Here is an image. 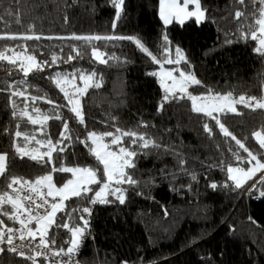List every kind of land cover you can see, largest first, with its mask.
<instances>
[{
	"label": "trees",
	"instance_id": "16d2710c",
	"mask_svg": "<svg viewBox=\"0 0 264 264\" xmlns=\"http://www.w3.org/2000/svg\"><path fill=\"white\" fill-rule=\"evenodd\" d=\"M12 5L13 0H0V16L3 17L0 35L132 36L159 56L162 35L166 34L173 48L179 46L190 61V68L183 63L180 67L194 72L202 81V85L189 88L192 94L206 95L211 90L213 94L248 93L256 97L264 91V57L254 53L256 42L239 40L235 35L237 23L232 14L241 8L235 0H202V6L208 9L206 21L199 25L193 20L183 25L173 21L166 27L159 18V0H125L124 12L116 21L115 29L111 0H21L20 24L15 22L14 16L7 15ZM248 10L251 11V5ZM226 39L234 42L225 43ZM92 43L102 51L114 53L119 60H112L108 65L91 62V45L83 41L0 40V51L22 52L27 47V54L36 55L40 61L50 62L53 54L66 58L73 45L80 49L83 59L46 67L43 72L36 73L35 78L31 74L27 78L31 95L47 96L59 105H65L66 101L50 80L56 71L70 72L74 67L91 71L94 68L102 74V88L89 89L82 98L87 128L79 125L66 107L56 110L67 119L73 136L71 141H65L66 151L61 154L63 159H56V166H96L95 159L76 137L83 139L89 130L115 131V127L107 126L114 123L123 130L146 132L166 147L175 146L181 158L187 161L185 167L189 174L180 173L178 157L163 150L151 149L148 154H141L134 170V178L141 183L135 189L129 188L126 203L94 206L90 234L82 245L80 261L83 264H122L124 261L127 264H264V196L256 198L258 192L264 191V184L251 189L255 181L250 180L243 189L236 190L227 180V166L248 165L236 161L228 149L244 157L247 154L219 133L215 121L193 113L188 100L169 103L158 112L164 93L158 77L149 73L157 72L160 66L153 64L132 41ZM5 54L12 55V51H5ZM21 78L22 73L15 66L0 61V87L6 88L13 80ZM80 83L77 80V84ZM17 104L23 107L22 100L17 99ZM35 106L42 114H54V106L44 100H38ZM236 108L240 114L222 115L221 121L254 153H264L251 135L264 128V112L239 104ZM28 111L32 112L31 107ZM112 117H115L114 122ZM141 122L150 127L140 128ZM205 122L213 126L211 137L203 130ZM17 123L21 124L19 130L34 131L38 139H47L39 134L40 126L28 124L26 118L14 119L8 92H0V153H9L11 174L29 180L48 174L52 165L15 155L13 139ZM62 125L63 120L50 119L43 131L56 141ZM17 142L23 144L22 140ZM165 169L167 175L162 171ZM191 175L197 179L192 180ZM53 176L57 186L70 178L66 173ZM213 182L218 186L216 189L209 187ZM225 183L230 186L222 187ZM0 188L6 189L3 178H0ZM137 191L142 195H136ZM67 204L68 211L85 206V202L76 198ZM2 218L9 226L7 217ZM73 221L79 223L75 213ZM53 234L57 248L68 247L69 233L53 228L50 235ZM0 264L32 262L5 252L0 255Z\"/></svg>",
	"mask_w": 264,
	"mask_h": 264
},
{
	"label": "snow or ice",
	"instance_id": "6c2138e0",
	"mask_svg": "<svg viewBox=\"0 0 264 264\" xmlns=\"http://www.w3.org/2000/svg\"><path fill=\"white\" fill-rule=\"evenodd\" d=\"M20 3L21 0H13L12 11L7 12V15L14 16L17 24L21 23ZM235 3L241 6L232 14L233 20L237 23L235 35H238L239 40L256 42L257 46L253 48L254 53L264 57V0H235ZM111 5L115 12V20L112 25L115 29L116 21L121 19L124 12L125 0H111ZM249 5H251V11L248 10ZM190 6L192 7L190 8ZM159 18L165 27L172 24L173 21H178L183 25L188 20H193L199 25L208 19V9L202 6V0H159ZM2 19L3 17L0 16V20ZM65 22H67V17H65ZM29 27L31 29L32 26ZM42 38L83 41L84 44L91 45L90 61L101 65H108L112 60L118 61L119 57H116L114 53L109 54L102 51L100 47L93 45V41H132L140 52L162 69L159 73H149L152 76H159L164 93L157 111H163L169 103L180 100L190 101L193 113L203 114L215 121V127L218 128L219 133L225 138H230L231 141L235 142L238 150L247 154L244 157L238 151L232 148L228 149L240 164L251 165L246 169L239 166H227V180L232 182L234 189H243L249 180L255 181L251 185V189H254L257 184H264V175L256 178L257 173H264V162H262L264 153L259 151L254 153L244 141L229 131L220 118L229 113L240 114L236 108L237 104L252 111L264 110V97L241 95L235 99L230 92L213 94L211 90L206 95H193L189 88L202 85V81L196 77L194 72L186 71L180 67L183 63L190 68V61L179 46L173 48L166 34L162 35L163 44L159 56L153 54L140 39L132 36L99 34H73L68 37H42L41 35L28 34L0 35V40L39 41ZM233 42L232 39L225 41L229 44ZM9 50L12 51V55L5 54V51ZM60 51L63 52V48ZM83 55L75 45L71 46L66 58L53 54L50 62L47 59L40 61L36 55L27 54V47L22 52H16L14 49L0 51V61H6L22 73L20 80H13L6 88L0 87V92H8L9 94L13 118L20 120L26 118L28 124L40 126L39 134L47 137V139H38L34 131L19 130L21 124L17 123V130L14 132L13 139L15 155L20 159L27 157L38 164L52 165L48 174L29 180L12 175L9 153H0V178L6 182V189L0 188V255L5 252L16 254L25 261H31L32 264H37V258L50 259L52 264H78V260L74 257L78 253L84 238L90 234V217L94 206L124 205L126 203L129 188L135 189L141 183L134 178L136 161L141 154L146 155L151 149L163 150L167 154L178 157V171L180 173L189 174L185 167L187 161L181 158V154L175 146L166 147L149 137L146 132L135 129L123 130L115 126L114 123L107 126L115 127V131L97 132L89 130L83 139L76 137L77 141L87 148L88 154L95 159L96 166H65L63 164L56 166V159H63L61 154L66 151L63 146L65 141L73 139L67 119L56 110L66 107L73 114L77 123L87 128L82 98L88 94L89 89L102 88V74H99L94 68L89 71L74 67L70 72L56 71L51 75L50 80L63 94L66 101L65 105H59L47 96L31 95L28 92L27 78L30 74L35 78V74L43 72L46 67L59 66L60 63L71 64L78 58L83 59ZM165 64L175 67L164 69ZM77 80L81 83L77 84ZM14 98L22 100V108L17 104V99ZM38 100H44L53 105L54 114H42L41 109L35 106ZM30 107L31 113L28 111ZM50 119L63 120L62 130L59 133V139L56 141H53L49 134L43 131V126ZM111 119L113 122L115 121V117ZM24 127L27 128V124ZM139 127L147 129L150 125L141 122ZM203 130L209 137L214 135L213 126H210L208 122L203 124ZM251 135L255 138L259 149H264V128L254 131ZM19 140H22L23 144L18 143ZM33 143L36 147H30ZM54 153L57 154L56 157H54ZM162 171L167 175L166 169ZM54 173L70 174V178H67L62 185L57 186L54 182ZM173 178H175V173H173ZM191 179L196 180L197 177L191 175ZM229 186L227 183L222 185V187ZM209 187L216 189L218 186L213 182ZM90 193L92 195H89ZM136 195H142V192L137 191ZM73 198L85 202V206L72 208L71 211H68L67 202ZM73 213L78 216L79 223L73 221ZM2 217H7L9 221L18 224L19 227L6 225ZM53 228L63 229L70 234V239L66 241L68 244L66 249L56 247L55 235H50ZM17 240L20 241L19 244L16 243ZM25 249L28 250L27 253ZM57 257L61 259L56 260ZM65 257L67 259H64ZM122 264H127V261L122 262Z\"/></svg>",
	"mask_w": 264,
	"mask_h": 264
},
{
	"label": "built area",
	"instance_id": "2783aa9c",
	"mask_svg": "<svg viewBox=\"0 0 264 264\" xmlns=\"http://www.w3.org/2000/svg\"><path fill=\"white\" fill-rule=\"evenodd\" d=\"M243 95H244L245 97H254V96H252L251 94H248V93L243 94ZM232 96H233V98L238 99L241 95H232ZM256 97H257V98L264 97V91H263V93H262L261 95L256 96ZM261 111L264 112V110H261ZM263 150H264V149H263ZM262 193H264V191H260V192H258V194L256 195V198H261L262 196H264V195H262ZM91 216H92V215H91ZM90 219H91V217H90ZM9 226H10V227H19L18 224H13L12 221L9 222ZM87 236H88V235H87ZM87 236L84 238L83 243H84L85 239L87 238ZM16 243L19 244L20 241L17 240ZM83 243L81 244L78 253H77V254L75 255V257H74L76 260H78V264H83V263L80 261V258H79L80 251H81V248H82ZM4 247H6V245H4ZM65 249H66V248H65ZM25 251H26V253H27L28 250L25 249ZM30 254H34V253H30ZM55 259H56V260H59V259H61V258L57 257V258H55ZM64 259H67V258L65 257ZM37 264H52V262H51L50 259L37 258Z\"/></svg>",
	"mask_w": 264,
	"mask_h": 264
},
{
	"label": "rangeland",
	"instance_id": "374dc122",
	"mask_svg": "<svg viewBox=\"0 0 264 264\" xmlns=\"http://www.w3.org/2000/svg\"><path fill=\"white\" fill-rule=\"evenodd\" d=\"M192 6H190V8H191ZM158 13H159V7H158ZM178 22V21H177ZM22 58V57H21ZM173 67H175L174 65H167V64H165L164 65V69H169V68H173ZM162 71V69L161 68H159L158 70H157V72L159 73V72H161ZM158 77V82H159V84H160V79H159V76H157ZM190 91V90H189ZM194 95V94H193ZM199 96V95H198ZM30 147H36V145L33 143L32 145H30ZM41 151H44V149H41ZM262 162H264V160H262ZM231 166H233V167H236V166H239V167H243V168H248V167H251V165H247V166H242V165H231ZM262 174H264V173H257L256 174V178L257 177H259V176H261ZM250 181V180H249ZM248 181V182H249Z\"/></svg>",
	"mask_w": 264,
	"mask_h": 264
}]
</instances>
